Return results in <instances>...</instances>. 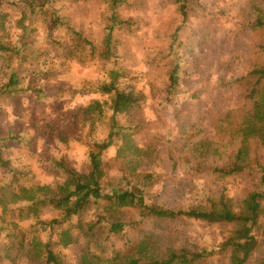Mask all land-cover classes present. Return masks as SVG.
I'll use <instances>...</instances> for the list:
<instances>
[{
	"label": "rangeland",
	"instance_id": "374dc122",
	"mask_svg": "<svg viewBox=\"0 0 264 264\" xmlns=\"http://www.w3.org/2000/svg\"><path fill=\"white\" fill-rule=\"evenodd\" d=\"M260 9L264 0H0V89L13 72L27 89L0 98V264H42L20 249L22 240L30 248L54 241L63 264H84L85 231L111 218L107 209L90 203L67 221L73 242L65 244L57 229L31 226L37 219L25 206L73 190L64 164L87 174L91 153L103 168V192L148 182V199L176 210L225 195L245 211L250 192L262 188L258 176L221 177L208 167L224 164L243 144L239 123L258 87L252 73L264 65ZM76 32L91 42L78 46ZM113 70L124 91L143 93L139 109L123 111L115 123V95L97 89ZM172 74L176 94L168 92ZM114 124L137 132L127 142L112 135ZM122 214L138 217L133 208ZM38 217L60 218V209L46 204ZM236 228L185 218L155 221L146 233H155V256L173 248L222 249L197 264H231ZM251 234L258 244L245 264H264V204ZM128 235L137 239L133 230ZM10 241L17 245L9 248ZM103 244L105 256L124 248L119 235Z\"/></svg>",
	"mask_w": 264,
	"mask_h": 264
},
{
	"label": "trees",
	"instance_id": "16d2710c",
	"mask_svg": "<svg viewBox=\"0 0 264 264\" xmlns=\"http://www.w3.org/2000/svg\"><path fill=\"white\" fill-rule=\"evenodd\" d=\"M257 18V26L264 27V9ZM76 44H88L91 41L76 32ZM264 53V46L261 47ZM107 59H111L109 51L103 53ZM252 76L257 78L252 97L254 106L249 113L239 123L245 129L244 138L241 145L233 150L231 159L222 165H210L208 170L219 174L221 177H244L258 176L261 189H255L249 194V200L245 211L236 209L233 203L225 195L218 200H212L209 204L190 205L187 209H173L159 203L157 200H149L147 196L149 183L138 184L134 181L133 187H127L118 193H106L102 190L103 168L98 160L97 153H91V168L87 174H77L69 167L64 169L68 174L66 179L68 186H74L73 190L62 196L50 195L48 198L33 197L30 203L25 206L27 217H35L37 220L31 226L58 230L60 243H72L73 235L69 228L63 225L84 210L88 204L97 203L107 209L109 214L101 217L98 223H90L86 229V235L90 237L87 251L84 253V264H197L208 257L220 254L221 250L189 251L185 248L170 249L166 257L155 256L152 244L155 233H146V227L155 221L170 220L178 221L185 218H195L204 220L212 224H234L237 226L233 236V246L230 249L231 264H245L253 254L258 241L251 234L254 224L259 220L263 210L264 202V152H261L262 143L264 144V65L256 68ZM123 82L118 71H111L110 78L101 81L97 89L103 93L115 95V105L112 119L115 123L116 116L125 110L139 109L143 93H135L133 89L129 92L124 91L120 85ZM177 81L172 74V82L168 87L170 94H176ZM27 89L19 87V80L13 72L6 85L0 89V98L3 95L23 93ZM171 98V97H170ZM98 112L105 114L101 103L96 104ZM113 132L118 137L122 134L125 140L130 141L137 132L136 127L113 125ZM20 138L14 136V139ZM256 139L254 144H249V140ZM246 142V143H245ZM133 144V143H132ZM105 146V145H104ZM102 146V147H104ZM134 146V145H133ZM252 148V149H249ZM137 152V147H134ZM139 151V149H138ZM3 145L0 143V159L2 160ZM149 182H153L155 176L149 174ZM66 186V187H68ZM65 187V188H66ZM51 204L60 209V218L50 220L39 219L38 215L43 206ZM133 208L138 211L136 219H125L122 211ZM37 229V228H36ZM133 230L137 233L134 240L128 235V231ZM9 235V234H8ZM111 235H119L123 240L124 248H113L110 256H105V246L103 242ZM21 250L26 251V255L31 260H41L42 264H63L59 253L54 248V241L48 240L44 244L36 242L34 247L27 246L25 240L18 241ZM17 243L10 241L8 247L16 246Z\"/></svg>",
	"mask_w": 264,
	"mask_h": 264
}]
</instances>
